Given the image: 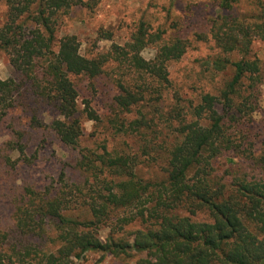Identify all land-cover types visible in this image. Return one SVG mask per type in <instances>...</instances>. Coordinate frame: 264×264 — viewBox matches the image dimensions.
<instances>
[{"label":"trees","instance_id":"trees-1","mask_svg":"<svg viewBox=\"0 0 264 264\" xmlns=\"http://www.w3.org/2000/svg\"><path fill=\"white\" fill-rule=\"evenodd\" d=\"M2 1L0 50L16 76L0 78V162L32 165L52 139L77 155L43 186H22L15 234L0 218V264H79L92 252L143 255L136 264H264V130L255 131L264 57L254 51L264 2L208 0L209 29L191 35L176 19L141 18L122 41L100 27L109 49L83 53L63 24L98 0ZM199 41L215 53L196 71L199 93L184 98L170 68ZM30 128L39 146L28 156ZM146 166L159 175H143Z\"/></svg>","mask_w":264,"mask_h":264},{"label":"rangeland","instance_id":"rangeland-1","mask_svg":"<svg viewBox=\"0 0 264 264\" xmlns=\"http://www.w3.org/2000/svg\"><path fill=\"white\" fill-rule=\"evenodd\" d=\"M262 1L264 2V0ZM208 2V0H176L172 5L171 0H98L94 10L85 9L73 18L66 17L63 29L77 35L82 42L81 51L83 53H89L92 50L106 51L109 49L111 41L97 40L96 31L100 27L112 30L116 40L122 41L129 36V31L141 18L152 21L154 25L159 23L169 25L172 20L176 19L179 21L181 29L183 28V33L187 35H191L193 31L197 33L207 32L210 13L217 11L206 5ZM241 9L249 10L251 7L243 0ZM4 10L5 5L0 0V24L4 19ZM169 15L172 16V19L168 18ZM194 43H196L194 49L181 61L173 63L170 68L173 84L178 86L184 98H192L199 93L202 84L197 79L196 71L204 58L215 53L213 41ZM263 47V42L256 41L254 51L261 58L264 57ZM153 55L154 50L151 48L143 51V56L146 58H151ZM12 76H16V72L10 65L6 53L0 50V78L6 79ZM206 85L211 88V84ZM262 103L264 107V96ZM85 127L86 131L90 133L93 130V122L86 121ZM29 130L31 131V138L28 141V156L39 146L38 134L31 128ZM263 130L264 108L255 115V131L263 132ZM5 139L7 136H4L0 131V147ZM76 155L75 149L66 148L52 139L47 147L40 150L38 159L32 165L21 160L14 168H11V165L0 162V218L2 227L15 234L11 216L16 199L25 183L43 186L52 177H57L62 163L73 160ZM19 156L18 152L12 153L13 160L18 159ZM0 161H2L1 158ZM157 168L158 166H146L143 168L142 174L146 177H155L159 175ZM21 241L28 243L32 239L23 237ZM37 242L40 240L37 239ZM141 256L143 255L126 259L107 255L101 258V254L92 252L87 254L79 264H136L137 259Z\"/></svg>","mask_w":264,"mask_h":264}]
</instances>
